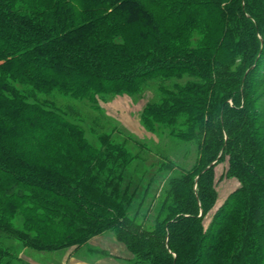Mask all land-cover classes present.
<instances>
[{
  "label": "trees",
  "instance_id": "obj_1",
  "mask_svg": "<svg viewBox=\"0 0 264 264\" xmlns=\"http://www.w3.org/2000/svg\"><path fill=\"white\" fill-rule=\"evenodd\" d=\"M204 1L219 8V45H230L228 59L217 51L170 48L172 34L164 32L166 27L143 0H0L1 90L15 89L9 83L13 77L62 90L80 82L82 91L91 85L104 93H134L138 81L158 68L176 67V73L192 77L169 97L175 102L169 119L189 125L201 149L199 163L170 178L153 229L138 223L134 193L129 185L122 186L131 158L125 148L109 151L104 159L86 154L74 166L70 155L58 165L29 162L2 142L4 117L18 110L0 90V172L43 190L53 212L64 219L74 212L69 202L93 222L86 226L92 228L89 236L113 231L134 255L132 264H253L264 258V203H259L264 191V101L257 104L264 86V0ZM126 21L139 25L135 31L140 38L152 32L154 47L109 50L116 44H106L102 37L110 27L120 34ZM105 45L110 52L102 49ZM117 55L131 60V67L112 66L121 62ZM109 159L112 167L104 165ZM222 161L228 162L225 175L240 185L206 228L204 219L218 198L216 167ZM2 228L13 230L0 219ZM13 231L23 241L29 236Z\"/></svg>",
  "mask_w": 264,
  "mask_h": 264
},
{
  "label": "rangeland",
  "instance_id": "obj_2",
  "mask_svg": "<svg viewBox=\"0 0 264 264\" xmlns=\"http://www.w3.org/2000/svg\"><path fill=\"white\" fill-rule=\"evenodd\" d=\"M143 1L154 9L157 19L166 27L164 32L172 34L169 43L170 48L175 46L173 50L217 51L225 59L230 56V45H219L222 35L218 28L219 8L209 1ZM121 26L120 34L113 33L115 31L110 27L109 33L102 37L106 44L110 41L116 44L109 50H148L156 44L152 32L143 38L138 36V24L126 21ZM102 49L107 51L108 48L105 45ZM117 58L121 62H114L112 66L131 67V60L118 55ZM168 69L151 70L138 81L139 88L134 93H104L91 85L82 91L80 82L70 83L69 89L62 90L13 77L9 83L15 89H0L4 97L13 101V107H17L13 110H18L5 115L1 125L5 128L2 129V142L29 162L49 164L55 161L58 165L64 155H70L73 166L86 154H97L104 159L109 151L115 154L119 148H125L131 158L123 171L122 186L129 185L134 193L132 205L138 212V223L153 229L170 178L196 166L201 151L189 125L181 119L176 122L169 119L171 105L175 103L169 97L174 93L177 95L192 77L186 72L176 73L180 72L176 67ZM263 92L264 86L261 95H257L258 105L264 101ZM0 112L4 113L1 106ZM88 160L94 161H85ZM111 162L109 159L104 165L112 167ZM227 164L222 161L216 167L218 198L204 219L206 228L216 209L240 185L236 178L225 175ZM97 171L95 169L94 173ZM17 178V175L10 178L0 172V219L11 224L13 230H21L29 236L23 241L15 231L0 229V264H70L72 261L73 264H85L103 262L109 255L118 260L125 259L119 256V247H128L113 231L89 236L92 228L88 227L93 224L89 218L72 209L69 202L66 204L74 211L68 213L72 222L69 217L62 218L53 212L43 190L17 182ZM260 194L259 203L262 204L264 191ZM78 218L81 224H78ZM76 238L81 239L75 242ZM36 241L57 248L40 249L35 245ZM260 246L264 253V241ZM131 253L124 264H132L134 255ZM253 264H264V258L257 257Z\"/></svg>",
  "mask_w": 264,
  "mask_h": 264
},
{
  "label": "crops",
  "instance_id": "obj_3",
  "mask_svg": "<svg viewBox=\"0 0 264 264\" xmlns=\"http://www.w3.org/2000/svg\"><path fill=\"white\" fill-rule=\"evenodd\" d=\"M105 245H107V244H105ZM118 247H119V245H118ZM119 248H120V251H121L119 256L120 257H125V259L127 257V259H129L130 258L129 254L131 253V251L128 248H127L128 250L125 247L123 248L122 246H120ZM104 259L105 260L103 262L101 261V262H95V263L94 262H84V263L85 264H124V261H125L124 258H123L124 260H118L116 258L111 257L110 255L108 256V258H104ZM73 263L74 262L72 261L70 264H73Z\"/></svg>",
  "mask_w": 264,
  "mask_h": 264
}]
</instances>
